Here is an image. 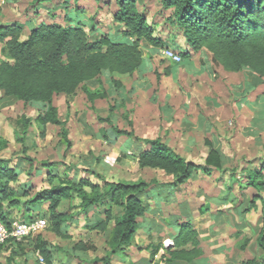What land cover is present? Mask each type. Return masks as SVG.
Wrapping results in <instances>:
<instances>
[{"label":"trees","instance_id":"16d2710c","mask_svg":"<svg viewBox=\"0 0 264 264\" xmlns=\"http://www.w3.org/2000/svg\"><path fill=\"white\" fill-rule=\"evenodd\" d=\"M115 3L117 8L113 21L122 26L120 35L133 38L131 43L116 41L107 34L90 38L84 23L79 20L64 25L41 21L29 30L25 39H21L22 24L0 25V52L3 56L0 59L1 96L13 97L39 108L35 122L40 126L42 136L48 125L59 126L65 150L71 148L72 142L53 97H68L82 90L90 103L97 98L106 99L108 94L101 79L103 70L110 74H132L142 63L141 41L157 48L170 45L155 33V27L147 21L145 11L139 8L136 0H115ZM159 3L162 8L171 10L168 21L182 34L190 48V51L174 50L182 60L189 58L191 52L204 49L225 71L237 72L247 68L264 78V0H159ZM156 76L159 75L156 73ZM93 79L99 83L95 90L86 86V82ZM112 83L115 88L121 86V82L114 78ZM115 109L116 106L109 104L107 115L98 116V120L106 123L116 136H124L142 146L136 155L140 169L159 170L170 180L108 179L93 167L100 163L101 158L91 153L92 160L88 162L84 157L81 168L60 161H42L40 168H36L27 157L26 169L21 163L11 165L9 159L0 158V220L10 222L13 210L27 218L21 220H32L36 218L35 214H40L47 220L46 229L57 239L67 240L71 238L70 224L82 218L89 232L107 234L106 253L93 257L90 262L111 264L116 253L133 244L145 214L150 211L149 201L170 202L182 184L199 174L209 176L217 172L219 176H227L231 180L226 185L228 193L232 192L233 184H238L240 190L253 189L255 194L248 200L247 207H233L239 214L255 209L257 200L264 201V160L253 165L251 160L234 156L228 162L221 150L208 140L204 143L209 150L201 163L187 160L160 137L136 135L127 116L124 118L129 129L118 128L112 120ZM29 123V119L22 117L24 129ZM60 165L63 167L61 171L58 169ZM33 169L36 174L46 170L45 181L49 187L30 195L31 184H20L19 174H31ZM69 171H72L71 175H68ZM81 172L87 175H81ZM18 186L24 189L21 195ZM21 196L26 199L22 201ZM225 199V196L221 197V200ZM63 201L68 202L67 209L60 208ZM44 204L45 208L35 211L37 206ZM173 221L178 223L177 219ZM199 235V230L191 225L188 217L178 223V230L171 236L172 244L164 248L160 263H190L200 257L203 250ZM235 236L238 237L236 247L239 249H244L250 242L241 232H236ZM32 241L33 251L43 259L40 264H57L55 252L62 251L60 245L47 242L41 234ZM255 246L257 253L240 264H264V227L257 233ZM93 247L88 241L79 240L71 249L86 252ZM156 251L153 250L151 255Z\"/></svg>","mask_w":264,"mask_h":264},{"label":"crops","instance_id":"0c3cea01","mask_svg":"<svg viewBox=\"0 0 264 264\" xmlns=\"http://www.w3.org/2000/svg\"><path fill=\"white\" fill-rule=\"evenodd\" d=\"M35 1L39 2V0ZM19 2V0H8L0 14V25H9L15 22L22 24L23 32L21 39H25L29 30L44 20H38L41 17L40 14L36 15V20L33 13L29 14V11L25 10L23 12L22 8L27 6L25 3L21 4V9L15 10V6ZM39 3L44 6L45 16L48 17V14L55 12L46 7L48 5H46L45 1ZM60 6L61 4H58L56 7ZM56 7L54 6V8ZM13 10L16 12L21 10V13L17 12L16 15H13ZM56 16L53 15L52 19H55ZM73 19L72 14H70L69 19L63 16V21H67V24L72 22ZM76 20L83 22L85 30L94 36V38L107 34L111 39H115L116 41L126 43L133 41V38L124 37L119 34L122 26L118 23L114 22L115 25H112L111 30L103 32L98 29L99 25L95 26L94 23L88 21L91 24L88 28V23L84 19L78 18ZM44 22L50 23V21ZM51 22L57 21L52 20ZM95 33L98 35H95ZM178 42L184 44V47L180 45L183 49L179 48L176 44H170L169 47L173 48V50L190 51L182 35H180ZM142 48L146 50L145 53H141L142 63L132 74H110L106 70L101 72V79L108 94L106 99L97 98L90 103L81 90L83 97L89 103V106L94 109L97 116H101L98 109L99 104L102 101H108L104 116L108 113L109 104L114 105L116 106L114 112L118 113L121 111L123 117L127 116L132 122L135 134L139 137H160L162 141L175 150L174 144H172L173 141L172 143L169 142V137L167 138L166 136V134H169L172 140H177L180 145L183 144V147L180 148L187 150V153H190L191 146L195 145V140H198L200 136V140H202L200 149L204 152V157L209 150L204 143L205 140L210 141L214 147L219 148L228 159L234 156L242 159L240 157H243L244 154L248 155L250 148L254 147L253 144L258 147L263 145V77H259L247 68H243L237 72L225 71L221 65H217L212 61L211 54L204 49L191 52L189 58L182 60L180 63H174L162 57L160 53L161 48L141 41L140 49ZM2 58L3 56L0 52V59ZM156 73L159 75L158 77ZM112 78L121 82L119 88L114 87ZM86 86L91 90H95L98 88L99 83L96 79H93L86 82ZM59 96L64 95L54 96V105L55 98ZM114 116L112 120L115 122ZM184 123L191 125L188 130L180 126ZM197 133H199V136H197ZM126 144L136 149V152L133 153L136 159V155L142 146H138L127 138ZM175 151L182 155L178 150ZM256 159L259 162L260 160H264V156H259ZM168 178L170 180V177ZM180 187L175 191L174 196L171 197V201L168 203L149 201L150 211L145 214L141 227L138 229V231L141 230V234L137 231L136 234L139 235L137 239H134L133 244L127 249L116 253L112 257L111 264H161L159 259L162 254H165L164 248L168 246L167 242H171L172 244L171 236L178 230V223L188 217L191 225L196 228L197 225L194 226L193 222L203 220L202 218L209 220L206 222L209 223L211 222L210 220L226 217L224 216L225 212L221 211V209L216 210L214 213H207L208 217L201 216L205 211H198V215H191L189 207H185L184 203L181 204L175 201ZM221 197L219 195H208L210 201H217L221 204L228 202L227 197L225 200H221ZM161 204L176 205L180 208L179 213H170L166 217H163L161 214ZM173 219H177L178 223H175ZM80 224L85 227L82 218H79L76 223L72 222L69 227L70 234L71 228L77 227ZM242 229L243 226L241 224H235V233H242ZM84 232L92 233L87 229ZM200 236L201 234L199 235V239ZM220 238V241L223 240V236ZM219 240H217L218 243H215L211 239L208 240L202 249L203 254L192 262L175 261L172 264H240L241 261L257 253L256 246L254 245L253 247L250 242L244 249H239L236 247V239L227 243L226 241L219 243ZM84 242H87V240H84ZM155 249L157 251L154 255H151ZM67 250H70V254L66 255V258L58 259L57 264H73L74 261L77 262L79 257L85 256V253L89 252H78L71 248ZM251 251L254 254H250ZM91 259H85L83 262H77V264H93L90 262Z\"/></svg>","mask_w":264,"mask_h":264},{"label":"rangeland","instance_id":"374dc122","mask_svg":"<svg viewBox=\"0 0 264 264\" xmlns=\"http://www.w3.org/2000/svg\"><path fill=\"white\" fill-rule=\"evenodd\" d=\"M19 1L17 6H15V10L21 9V4L25 3L27 6L22 8V11H29V14L33 13L36 20V15L40 14L41 17H39L38 20L42 19L50 22L53 20L62 24H67V21H63V16L69 19L70 14H72L74 18L73 22L78 18L81 20L84 19L88 23V28L91 25L88 22L90 21L94 23L95 26L99 25L98 29L103 32L111 30L112 25H115L113 21V13L117 8L115 0L45 1L46 5H48L46 7L55 11L52 14H48V17L45 16L44 6L39 3L40 1ZM136 1L139 8L145 11L147 21L155 27V33L162 36L168 43L176 44L179 48L183 49L182 47H184V44L178 42L182 34L168 21L171 10L162 8L159 0ZM58 4H61V6L56 7ZM54 6L56 8H54ZM80 9L81 11H79ZM15 10H13V15H16L17 12L21 13V10L17 12ZM53 15H57L55 19H52ZM95 35L98 34L95 33ZM89 36L90 38H94L91 34H89ZM180 45L182 47H180ZM140 50L141 53L146 52L143 48ZM107 104L108 101H102L101 104H99L98 109L101 116L105 115ZM55 105L58 109L60 118L65 120L68 137L72 142V146L69 150H65V146L62 144L59 135V126L48 125L42 136L40 126L35 122V117L40 113L39 108L31 103H23L13 97H2L0 94V158L9 159L11 165L14 163H21L26 169L28 168L27 161H25L27 157L32 160V167L36 168H40L39 164L42 161H60L64 164H76L81 168L84 165V157L88 159V162L92 160L89 155V153H91L93 156H99L101 158L100 163L94 164L93 167L99 174L108 179L127 181H135L138 179H145L147 181L151 179L167 181L169 179L159 170L140 169L138 167L133 154L136 152V149L126 144V138L124 136H116V133L108 127L106 123L98 120V116L83 97V92L81 90H78L73 97H56ZM113 115H115L113 118L115 122H113L118 128L129 129L127 120L123 117L121 111L118 113L113 112ZM22 117L29 119L30 123L26 129L22 126ZM180 126L188 130L191 125L184 123ZM197 134L196 135L199 136V133ZM104 135L106 136L105 138ZM166 136L167 138L169 137V142L172 143L173 141L172 144H174L175 150L182 153L181 156L185 159L201 163L205 158L204 152L200 149L202 144L200 136L198 140H195V145L191 146L190 153H187V150H182L180 147H183V144L180 145L177 140H172L169 134H166ZM253 146L254 147L250 148L248 155L244 154L243 157H239L242 158V160L250 159L253 161V165H257L258 160L256 158L264 156V143L260 147L255 144H253ZM246 156H248V158H246ZM226 161L229 162L228 157ZM58 169L61 171L63 167L60 165ZM35 172V169H33L31 174H27V172L19 174L20 184L24 182H29L31 184L30 195L35 191L49 187V184L45 181L46 170L42 169L40 174H36ZM71 174L72 171H69L68 175ZM81 175L87 174L81 172ZM92 178L95 179L94 177ZM230 181V178L227 176H219L217 172H213L209 176L199 174L196 178L190 179L182 184L180 190L177 191L175 201L181 204L184 203L185 207H189L191 215H198V211H205L201 216L208 217L207 213H214L219 209L225 212V218L210 220L211 222L209 223H206L209 220H204V218H202L203 220L193 222L194 226L197 225L196 228H198L201 234V249L204 248L208 240L211 239L216 243L217 240L221 239V236H223V240H219V243L223 241H226V243L228 241L232 242L235 239L237 241L238 237L235 236V224L237 223L243 226L242 234L244 233L249 238L251 245L254 247L257 233L261 227H264V201L261 202L257 200L255 209H250V211L238 215V211L233 207H239L241 205L247 207L248 200L252 198L255 191L251 188L240 190L238 184H233L232 192L228 193L226 191V185L229 184ZM17 190L19 195L24 191V189L19 186ZM208 195L225 196L228 198V202L226 201L227 203L221 204L217 201H210ZM25 199V197L21 198L22 201ZM76 201L77 200L73 203H76ZM45 207L46 204L37 206L35 211L39 212ZM68 207L69 205L66 201H63L60 206L61 209H67ZM161 208L163 217H166L170 213H179L180 210L176 205L161 204ZM35 215L36 218L41 217L40 214ZM10 219L21 220L27 218L23 217L19 211L13 210ZM85 230L86 228L81 224L71 228V238L67 240L57 239L55 235L46 228L40 234L47 242L52 244L56 243L62 247V251L55 252V262L60 258H66V255L70 254V250L67 249H70L75 242L87 240L94 247L89 250L88 253H85V256H81L77 259V262H83L88 258L91 259L95 256H102L107 250L106 233H86L84 232ZM139 232L141 234V230H139L138 233ZM137 236L139 235L136 234L134 239H137ZM167 243V245L171 244V242ZM32 247V239H26L20 242L10 241L3 244L0 247V264H40ZM250 254L254 253L251 251ZM77 262L74 261L73 264H77Z\"/></svg>","mask_w":264,"mask_h":264},{"label":"built area","instance_id":"2783aa9c","mask_svg":"<svg viewBox=\"0 0 264 264\" xmlns=\"http://www.w3.org/2000/svg\"><path fill=\"white\" fill-rule=\"evenodd\" d=\"M8 0H0V14L4 5ZM160 53L164 59L171 60L174 63H180L182 57L170 47H163ZM47 227V220L44 217H39L33 220H18L13 219L8 223L0 220V245L10 241H23L32 239L40 234ZM36 256L40 263H43L42 257L36 252Z\"/></svg>","mask_w":264,"mask_h":264}]
</instances>
